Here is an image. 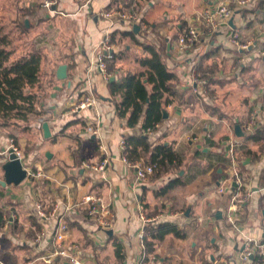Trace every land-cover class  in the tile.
Instances as JSON below:
<instances>
[{
	"label": "crops",
	"instance_id": "1",
	"mask_svg": "<svg viewBox=\"0 0 264 264\" xmlns=\"http://www.w3.org/2000/svg\"><path fill=\"white\" fill-rule=\"evenodd\" d=\"M43 1L0 0V38L12 43V60L40 54L38 85L46 89L40 92L38 113L28 116L29 124L0 126V180L12 138L22 151L24 167L43 172V177L20 184L0 183V264H69L61 256L48 261L60 219L69 226L67 243L79 246L85 264H264L255 256L242 259L247 236L264 238V112L254 130L247 129L253 111L264 109V8H258L264 0L237 7L233 26L229 21L215 31L202 24L201 14L230 0H58L57 13L45 10ZM112 10L134 12L147 27L135 32L132 22H111L103 12ZM3 20L7 23L1 24ZM190 24L203 33L195 47L181 53L177 40ZM236 32L239 44L231 39ZM113 33L118 59L110 81L137 74L139 83L151 90L154 82L147 72L161 78L159 69L143 62L152 58H160L171 73L170 89L161 99L162 120L151 132L145 128L148 103L131 125L133 108L119 113L121 96L96 67L97 51ZM24 38L29 47L17 48ZM241 43L249 47L243 49ZM63 64L68 75L59 79ZM193 67L208 81L202 91L192 83ZM89 93L96 97L95 105L72 113ZM257 131L259 140L249 138ZM140 135L148 137L151 149L172 145L183 162L167 163L139 180L123 161L121 143ZM232 141L237 143L236 162L228 152ZM144 156L149 158L150 152ZM235 164L250 193L236 215L240 231L226 220L233 191L224 181ZM179 178L180 184L160 193ZM86 195H95L108 207V227L86 206L77 205ZM39 204L46 213L58 204V212L41 220ZM142 214L147 227L169 222L184 236L167 234L145 254L138 238ZM41 229L46 234L38 241Z\"/></svg>",
	"mask_w": 264,
	"mask_h": 264
},
{
	"label": "trees",
	"instance_id": "2",
	"mask_svg": "<svg viewBox=\"0 0 264 264\" xmlns=\"http://www.w3.org/2000/svg\"><path fill=\"white\" fill-rule=\"evenodd\" d=\"M260 5L258 8L263 9L264 5L262 2ZM21 26L24 30H27L24 22H22ZM127 34H133V32L130 31ZM111 40L114 43L115 33L111 35ZM12 47V43L6 36L0 38V126L2 127L27 121L30 114H37L40 97H42L40 91L43 88H35V85L40 82L41 76L40 54L34 51L28 55L12 60ZM117 59V54L114 53L113 58L108 62V70L111 74L117 71ZM143 62L150 65L151 68L159 69L160 81L154 77L151 71L147 72L148 79L154 82L151 90L139 83L137 74H127L124 78L114 81L109 80V84L111 90L121 96V101L117 103L119 113L124 114L128 108H133L129 117V123L131 125L137 124L140 116L145 111L144 104L148 103V109L146 110L148 117L145 128L153 129L163 117V104L161 99L164 91L170 89L167 82L171 78V73L169 74L166 71L160 58H152ZM261 101L264 106V94ZM249 138L259 140L260 131H257V133H254ZM124 141L126 147L123 150V155L130 162L145 159L148 162L158 163L163 166L167 162L172 165L175 161L177 166L183 162L182 157L174 150L172 145L160 144L151 149V144L147 136H129ZM146 152H150L149 158L144 156ZM180 180L181 178L171 181L160 190V193L164 194L176 184H180ZM170 233H174L179 237L184 236L183 232L176 225L169 222L160 223L151 228L146 227L145 254L146 252L150 254L154 251L156 245L155 240H161ZM255 258L263 263L261 257L255 256Z\"/></svg>",
	"mask_w": 264,
	"mask_h": 264
},
{
	"label": "built area",
	"instance_id": "3",
	"mask_svg": "<svg viewBox=\"0 0 264 264\" xmlns=\"http://www.w3.org/2000/svg\"><path fill=\"white\" fill-rule=\"evenodd\" d=\"M252 0H230L229 2H223L214 7H207L201 14L202 24L209 29L210 31H215L217 28L221 26H229V21L232 19L233 15H235L237 7H246ZM57 2L58 0H44L43 8L51 13H57ZM103 16L111 22L115 21H127L132 22L133 24H138L140 28L147 27V23L143 21H139V16L134 12H125L121 10H112L103 12ZM132 24V25H133ZM140 30V29H139ZM202 29L200 26L196 24H190L180 35L177 40V47L181 53H184L193 47H195L201 39ZM234 43L239 44V34L236 32L231 37ZM240 45L243 49H247L249 44L241 43ZM113 46L111 35L109 34L107 38L101 43L97 51L96 58V67L102 73V75L110 80L112 74L108 70V62L113 58ZM191 78L192 83L196 86V91L199 89H203L208 81L207 79L199 73L197 67H193L191 69ZM202 91V90H201ZM97 99L92 94L89 93L85 96L81 101L74 106L72 113H76L78 111L87 109L95 105ZM264 112V109L260 111L256 109L250 116V120L247 125L248 130H254L257 125L258 119L261 113ZM151 132V129H149ZM10 146L9 149L4 153L8 155L10 149H13L14 153L22 160L23 154L19 147L16 145L15 140L12 138L9 140ZM122 150L125 149L126 144L123 140L121 143ZM236 147L237 143L231 142L229 153L231 155L232 161L236 162ZM123 161L129 164L136 170L137 178L141 181L146 180L150 175L158 172L164 166L158 163L147 162L143 159L137 160L136 162H130L129 159L123 155ZM23 161V160H22ZM168 163V162H167ZM166 163V164H167ZM107 161L105 160L98 167L100 170L105 168ZM236 165V164H235ZM234 165V169H235ZM237 167V166H236ZM27 170V178H40L43 177L42 171H35L30 167H25ZM235 183V187H234ZM230 189L233 191L230 206L228 209V213L226 214V220L229 224L233 225L236 231H240L236 215L240 209V207L247 202L249 198V191H245V182L244 177L237 170L234 172V177L232 179V184H230ZM221 191H225V188L221 187ZM77 205L86 206L88 208V212L91 216L97 217L99 223L103 227H108L111 224L110 220V211L106 205H104L95 195H86L84 196ZM38 208V216L42 219H49L52 216H55L58 212L59 205L56 204L50 212L46 213L42 206L37 205ZM142 219L144 220V226L141 228L138 233V238L141 242V247L144 249L145 246V232L148 224V219L142 214ZM46 232L44 229H41L39 234L37 235V240L41 241V239L45 236ZM69 236V226L63 220L60 219L59 224L57 226L56 233L53 238V252L49 257V262L52 261V257L61 256L68 260L69 264H85L82 260V251L78 245H69L67 243V239ZM252 256H259L264 261V238L258 239L255 236H247L246 242L244 245V250L242 252V259L249 260Z\"/></svg>",
	"mask_w": 264,
	"mask_h": 264
},
{
	"label": "water",
	"instance_id": "4",
	"mask_svg": "<svg viewBox=\"0 0 264 264\" xmlns=\"http://www.w3.org/2000/svg\"><path fill=\"white\" fill-rule=\"evenodd\" d=\"M27 22V21H26ZM230 24L233 26V19L230 20ZM140 26L138 24L134 25V31L138 32ZM67 65L63 64L58 68L57 76L59 79L67 78ZM114 78L111 79L113 81ZM44 132L46 137L51 136V130L49 128L48 123L43 124ZM236 133L241 135V127L239 125L235 128ZM7 160L3 165V169L5 172L4 179L0 180V183L4 186L10 184H20L27 178V170L24 167L23 161L14 153L13 149H10L7 155ZM235 187V183H234ZM252 258H254L252 256Z\"/></svg>",
	"mask_w": 264,
	"mask_h": 264
},
{
	"label": "rangeland",
	"instance_id": "5",
	"mask_svg": "<svg viewBox=\"0 0 264 264\" xmlns=\"http://www.w3.org/2000/svg\"><path fill=\"white\" fill-rule=\"evenodd\" d=\"M5 23H7L6 20L1 21V24H5ZM6 30L10 31L9 26L6 27ZM2 32H3V31H2ZM39 32H40V31H39ZM22 40H23V39H22ZM22 44H23V45L20 44L21 46H20V45L17 46V48H20V49H21V47H23V49H24V48L26 49L27 47H29V44H28V42L25 40V38H24V40L22 41ZM21 51H22V50H21ZM260 63H261V62L258 61V65H259ZM263 69H264V68H263ZM40 87H41V86H40ZM40 87H39L38 84L36 85V89H39ZM45 88H49V85L46 84V87H45ZM44 91H46V89H44V90H42V91H40V92L42 93V92H44ZM252 111H253V110H251L249 114H251ZM31 118H32V117H31ZM33 119H34V118H33ZM30 121H31V119L28 120L27 123H25V125L29 124ZM18 123H19V122H18ZM20 123H23V122H20ZM23 125H24V124H23ZM22 127H23V126H22ZM9 145H10V142H9ZM237 165H238V161H237ZM235 170L239 171V169L236 167V165H235V169L232 170V173L230 174V176L227 177V179L224 181L225 184H228V185L232 184V179H233V177H234V172H235Z\"/></svg>",
	"mask_w": 264,
	"mask_h": 264
}]
</instances>
